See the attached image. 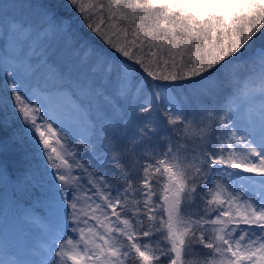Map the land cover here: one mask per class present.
Listing matches in <instances>:
<instances>
[{"label": "snow or ice", "instance_id": "obj_1", "mask_svg": "<svg viewBox=\"0 0 264 264\" xmlns=\"http://www.w3.org/2000/svg\"><path fill=\"white\" fill-rule=\"evenodd\" d=\"M0 30L2 264H264V0H0Z\"/></svg>", "mask_w": 264, "mask_h": 264}, {"label": "trees", "instance_id": "obj_2", "mask_svg": "<svg viewBox=\"0 0 264 264\" xmlns=\"http://www.w3.org/2000/svg\"><path fill=\"white\" fill-rule=\"evenodd\" d=\"M71 16H72V18H73V20H74V24H75L76 26H79V25H80L79 14H78L77 12H75V11H72V12H71ZM0 31H2V30H0ZM81 31H82V32H85V33H88L89 35H91V33H89L88 30H87L86 28H82ZM2 38H3L2 35H0V39H2ZM25 150H30V146H26V147H25ZM20 154H21V151H20V150H17V152H16V158H18ZM0 189H2L3 192L5 193V188H4V186H3V188H2L1 185H0ZM0 197H1L0 200H2L3 197H4V194H2L1 192H0ZM35 207H39V206L37 205V206H35ZM3 236H5V232H4V229H3V227H2V222H0V244H1V243H4ZM16 239H18V238H17V237H14L12 234H10V239H9V241L6 242V243L14 242ZM28 242H32V241H29V240H28Z\"/></svg>", "mask_w": 264, "mask_h": 264}, {"label": "rangeland", "instance_id": "obj_3", "mask_svg": "<svg viewBox=\"0 0 264 264\" xmlns=\"http://www.w3.org/2000/svg\"><path fill=\"white\" fill-rule=\"evenodd\" d=\"M193 2H195V0H193ZM193 10L195 11V9H193ZM217 11H223L224 15H230L231 14V11H232V8H231V6H229L228 8L218 9ZM0 185L3 188L4 185H3L2 182H0ZM0 192L2 194H5L2 189H0ZM9 239H10V234H8L7 237L6 236H3L4 243H1L0 244V264H2V261L4 259H6V256L4 254L5 253V244H6V242L9 241ZM28 239L32 240L33 237L32 236H29Z\"/></svg>", "mask_w": 264, "mask_h": 264}]
</instances>
